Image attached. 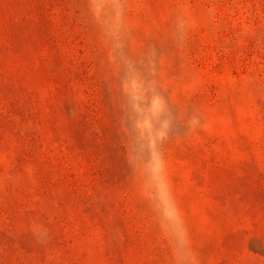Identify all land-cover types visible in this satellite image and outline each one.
<instances>
[{"label": "rangeland", "instance_id": "374dc122", "mask_svg": "<svg viewBox=\"0 0 264 264\" xmlns=\"http://www.w3.org/2000/svg\"><path fill=\"white\" fill-rule=\"evenodd\" d=\"M120 2L113 52L89 0H0V264H175L150 139L194 264H264V0Z\"/></svg>", "mask_w": 264, "mask_h": 264}, {"label": "clouds", "instance_id": "9594fccd", "mask_svg": "<svg viewBox=\"0 0 264 264\" xmlns=\"http://www.w3.org/2000/svg\"><path fill=\"white\" fill-rule=\"evenodd\" d=\"M88 10L93 19L96 20L101 27L104 34L107 37H111V50L114 52L116 49H119L121 47L120 33L124 15L123 6L120 0H89ZM178 28L182 29L183 23H181ZM180 35L182 36L183 33L181 32ZM143 83L144 82L141 81L139 86L143 87ZM122 89L125 92V79L122 80ZM161 104L162 101L159 97L154 98L153 110H159ZM135 127L138 132H141V136H143L142 129L144 124L137 123ZM124 129L125 135L128 136L130 130L127 128L126 123ZM165 136L166 133L161 131L158 134V139H163ZM148 147L150 149V164L149 171L145 175V180L148 187L153 190L149 198L156 201V207L162 212L163 223L161 227L165 232L166 238H174L175 240V264H194V260L189 251L187 230L184 226L183 217L175 202L167 179L166 162L160 152L156 149V139L148 140ZM138 156L139 152L137 151L135 143L129 139L127 162L134 172L137 169ZM34 230L39 231L38 228Z\"/></svg>", "mask_w": 264, "mask_h": 264}]
</instances>
